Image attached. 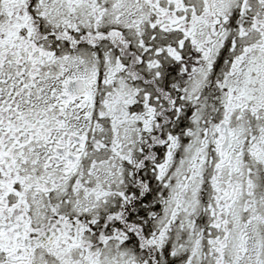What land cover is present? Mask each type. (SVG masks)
<instances>
[{
    "label": "snow or ice",
    "instance_id": "1",
    "mask_svg": "<svg viewBox=\"0 0 264 264\" xmlns=\"http://www.w3.org/2000/svg\"><path fill=\"white\" fill-rule=\"evenodd\" d=\"M0 264H264V0H0Z\"/></svg>",
    "mask_w": 264,
    "mask_h": 264
}]
</instances>
